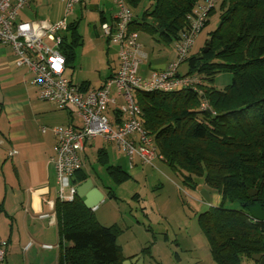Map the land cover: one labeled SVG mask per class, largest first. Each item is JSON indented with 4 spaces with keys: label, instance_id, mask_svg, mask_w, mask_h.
<instances>
[{
    "label": "trees",
    "instance_id": "16d2710c",
    "mask_svg": "<svg viewBox=\"0 0 264 264\" xmlns=\"http://www.w3.org/2000/svg\"><path fill=\"white\" fill-rule=\"evenodd\" d=\"M144 1L126 0L133 13ZM203 2L148 0L150 5L140 17H134L131 29L158 34L167 43L178 41L189 27L188 15ZM216 14L217 26L205 41V46L211 42L209 51L204 53L203 48L188 57L182 63L188 62L189 72H178L199 76L202 94L183 88L137 91L136 97L143 126L153 137L161 161L179 171L193 189L199 188L197 179L201 178L221 195L220 204L198 218L213 260L216 264H241L244 258L264 255V221L253 219L249 212L256 204L250 190L258 192L257 202L264 211V0H220L205 27ZM104 23H108L105 15ZM67 31L74 46L69 51L63 49V37L60 49L66 56V68L74 60V47L81 39L77 23L69 24ZM106 42L111 45L108 39ZM224 72L233 75L232 84L224 91L207 85ZM79 87L89 90L85 84ZM202 99L215 114L200 110ZM98 156L115 184L131 178L121 167L108 165L105 150ZM88 179L81 168L71 182L78 187ZM108 194L115 198L113 191ZM226 201L239 203L241 210L227 209ZM56 217L60 264H124L135 258L123 256L117 244L119 227L101 225L78 195L73 201L57 200ZM64 243L70 245L63 247Z\"/></svg>",
    "mask_w": 264,
    "mask_h": 264
},
{
    "label": "rangeland",
    "instance_id": "374dc122",
    "mask_svg": "<svg viewBox=\"0 0 264 264\" xmlns=\"http://www.w3.org/2000/svg\"><path fill=\"white\" fill-rule=\"evenodd\" d=\"M110 1H105L100 8L86 1L88 3L86 6H77L73 15L67 18L68 24L74 22L78 24L81 38L74 47V60L69 63L65 73V77L74 85L85 84L91 90L98 89L110 75L111 70L118 66L117 55L110 53L111 45L106 42L102 30V16L105 15L108 19L110 16L112 6ZM147 4L150 5L148 0H145L135 9L134 17H140ZM64 17V0H32L29 8L19 12V20L24 22L48 20L55 23ZM217 22L216 14L197 35L189 57L200 53L206 47L205 41L215 30ZM138 33L139 42L143 51L149 55L151 64L162 62L161 66L155 67L156 69L165 65L166 69L168 63L176 60L178 41L167 43L158 34L151 35L141 30H138ZM61 35L65 38L63 49L69 51L74 46L73 37L69 31H64ZM4 49L5 46L0 44V51ZM189 69L188 62H184L180 64L178 71L180 74H187ZM3 72L0 74V147H4L1 142L7 143L6 136L9 137L11 130L16 133L25 132L26 144L42 143L41 127H44L45 123L36 113L35 105L37 102L41 103V100L34 90L28 93V98L23 96L24 85H20L23 79L22 76L15 74L16 71L13 73L10 69H4ZM232 81L233 75L224 72L216 75L214 82L207 85L224 91ZM199 90L202 91L201 88ZM16 92L22 96L16 95V100L13 101L10 97ZM134 96L137 100L136 94ZM114 110L113 107L110 116ZM18 113L20 114L18 118L12 122V116L15 117ZM10 136L13 137V134ZM23 139L21 137L14 140L15 144H23ZM96 140L94 150H87L85 170L105 192V198L94 212L101 225L119 227L121 232L117 244L122 249L123 256L141 258L143 264H216L198 218L211 206L219 205L221 195L205 185L201 178L197 179L199 188L193 189L185 182L179 171L158 159L153 165L142 164L135 159V165L131 168L129 158L123 149L111 143L104 144L101 138ZM102 143L108 151L111 150L108 154V165L121 166L122 171L131 176L122 184H115L107 173V167L98 161V148L103 147L100 145ZM46 160L49 162L50 153H47ZM49 169L51 173H55L53 168ZM95 175H98V178ZM109 191H113L115 198L107 197ZM225 207L241 210L237 202L226 201ZM241 264L257 262L244 258Z\"/></svg>",
    "mask_w": 264,
    "mask_h": 264
},
{
    "label": "built area",
    "instance_id": "2783aa9c",
    "mask_svg": "<svg viewBox=\"0 0 264 264\" xmlns=\"http://www.w3.org/2000/svg\"><path fill=\"white\" fill-rule=\"evenodd\" d=\"M31 1L0 0V43L12 48L15 66L25 67L33 74L30 84L37 89L41 100L54 104L59 110H75L82 122L80 127L66 125L42 129L43 133L51 132L56 138L51 162L57 173L58 200L73 201L77 195V187L71 181L83 167L80 152L93 139L101 138L123 149L131 168L135 159L146 165L161 160L153 137L143 126L141 108L134 94L137 91L174 92L183 88L202 94L199 90L201 78L179 75L178 69L189 57L210 11L220 0H204L188 15L189 27L178 40L176 60L148 78L140 74L142 66H149V59L139 42V33L131 29L133 10L126 0H113L115 19L112 23H104L102 30L104 38L112 46L119 47V67L100 88L86 91L65 77L67 61L60 49L64 39L61 33L69 26L67 18L86 0H64L65 17L55 23L48 20L20 21L19 12L29 8ZM113 107L115 110L110 116ZM200 110L215 114L206 99H202ZM7 247L6 241H0V264H5ZM44 247L52 248L51 245Z\"/></svg>",
    "mask_w": 264,
    "mask_h": 264
},
{
    "label": "crops",
    "instance_id": "0c3cea01",
    "mask_svg": "<svg viewBox=\"0 0 264 264\" xmlns=\"http://www.w3.org/2000/svg\"><path fill=\"white\" fill-rule=\"evenodd\" d=\"M86 1L100 8L107 0ZM110 3L112 5L110 6V16L109 19L106 18L108 23L114 21L116 13L113 0ZM87 4L85 2L82 5L86 6ZM3 46H5V49L0 51V74L2 75L4 73V69H10L13 73L16 71L15 74L22 76L23 79L20 84L24 85L23 96L25 95L28 98V93L34 90L38 97L37 89L30 84L34 77L33 74L25 67L18 68L15 66V56L12 48L6 45ZM111 47L113 46L111 45ZM111 54L115 55L113 53ZM161 63L151 64L149 60L148 67H141V75L144 78H148L154 72L164 70L166 65L163 68H155L161 66ZM117 69L118 66L116 69H112L106 79L112 77ZM18 88L21 87L18 86ZM16 95H19V93H14L10 99L13 101L16 100ZM19 96L21 97L22 95ZM35 105L36 113L40 115V120L45 123L44 127L66 125L80 127L82 124L75 110L58 111V108L56 109L54 104L43 100H41V103L37 102ZM19 115V113L15 117L13 115L11 118L12 122ZM12 122L10 123L11 125ZM59 122L62 123L56 125ZM42 129L43 127H41L43 142L40 144L31 142L26 144V133H16L12 130L9 133V137L6 136L7 143L1 142L4 147H0V241H6L8 244L5 264H60L61 246L58 219L56 217L58 181L56 170L51 162L56 145V138L51 132L43 133ZM11 134H13V137L10 136ZM20 134L24 138L23 144H15L16 141L14 140L21 138L19 137ZM96 139L85 144L83 150L80 152V156L83 163L82 169L89 176L93 187L102 193L104 199L105 192L95 183L92 175L85 170L87 150H94ZM104 144H100L103 147L98 148V152L105 150L107 154H110L111 150L108 151ZM47 153H50L49 162L46 160ZM49 168H53L55 173H51ZM95 176L98 178V175ZM107 197L110 198L108 193ZM44 215H48V217L42 218ZM45 245H51L52 248H45ZM69 245V243H64L63 247Z\"/></svg>",
    "mask_w": 264,
    "mask_h": 264
},
{
    "label": "water",
    "instance_id": "95a60500",
    "mask_svg": "<svg viewBox=\"0 0 264 264\" xmlns=\"http://www.w3.org/2000/svg\"><path fill=\"white\" fill-rule=\"evenodd\" d=\"M210 41L207 43V46L204 49V53L209 51ZM119 47H111L110 53L117 54ZM77 195L85 204L88 209H94L98 204L103 200V195L98 191L97 188L93 187V184L90 179L85 183L77 187ZM249 195L253 198L256 204L250 208L249 212L253 219L257 221H264V211L260 203H258V192L250 190ZM253 260L259 264H264V255L258 254L253 256ZM124 264H143L141 258H135L131 261L127 260Z\"/></svg>",
    "mask_w": 264,
    "mask_h": 264
}]
</instances>
